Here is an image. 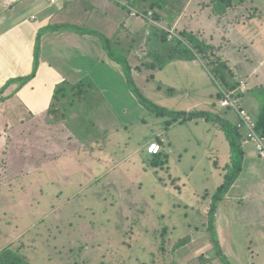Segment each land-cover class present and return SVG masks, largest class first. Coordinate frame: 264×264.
I'll return each instance as SVG.
<instances>
[{
    "label": "rangeland",
    "instance_id": "1",
    "mask_svg": "<svg viewBox=\"0 0 264 264\" xmlns=\"http://www.w3.org/2000/svg\"><path fill=\"white\" fill-rule=\"evenodd\" d=\"M97 1L70 0L64 5L44 0L57 12L52 24L99 34L73 33L72 51L61 48L56 55L57 70L69 81L89 79L98 88L99 80L112 82L122 94L113 96L112 109L128 123L127 129L109 133L91 127V135H85L80 119L87 111L83 104L69 108L68 119L59 124H48L45 115H39L16 125L0 156V251L18 249L34 264H226L218 254V243L230 264H248L255 256L263 260L264 161L260 165L250 158L262 157L250 147L242 178L229 191L232 199L219 204L211 232V198L230 161L225 135L206 120L165 129L169 118L140 103L123 67L110 58L105 40L114 55L131 65L134 87L159 107L224 115L216 94L225 83L212 72L216 64H226L232 80L244 81L249 89L264 86V0H233L223 17L214 14L211 0H183V11L188 9L190 22L203 27L198 37L214 47V56L209 61L177 60L158 70L147 66V43L157 27L167 31L170 26L155 21L150 3L129 7V21L119 22L111 15L121 17L119 6L125 16L122 0ZM147 11L149 18L144 17ZM36 16L38 22L43 18L40 13ZM44 28L31 29L33 68L37 50L40 62L44 61ZM116 75L124 79L122 85L116 83ZM14 95L4 101L10 102ZM238 99L255 119L260 112L255 94L248 90ZM228 117L238 122L232 112ZM149 138L163 142L160 158L165 165H152L154 156L144 149ZM252 192L255 196L248 200ZM189 235L185 246L174 249Z\"/></svg>",
    "mask_w": 264,
    "mask_h": 264
},
{
    "label": "trees",
    "instance_id": "2",
    "mask_svg": "<svg viewBox=\"0 0 264 264\" xmlns=\"http://www.w3.org/2000/svg\"><path fill=\"white\" fill-rule=\"evenodd\" d=\"M233 0H211L213 3L212 9L215 15L218 17H223L228 13L229 8L232 6ZM183 0H156L153 4L150 5L149 9L152 11V16L155 21L161 22L168 21L169 23H174V19L178 18L183 11L182 8ZM139 2L136 3V0H132L129 7L131 6L133 9L138 8ZM127 6V5H126ZM125 6V7H126ZM126 7V9H129ZM129 11V10H127ZM130 12V11H129ZM140 12V11H139ZM144 17L149 18L148 11L144 13ZM61 29H71L79 34L85 35H94L98 36L99 34L94 32L93 30H86L81 27H75L73 25H55L49 24L41 30V33H54L60 31ZM100 38V37H99ZM105 45L107 51L109 52L110 58L123 67L124 74L126 79L128 80L129 86L133 94L138 97L140 103L146 107V109L156 114L157 116H167L169 119L166 121L165 129H169L174 125L182 122H186L188 120H206L207 122L212 123L217 129H219L226 137L227 142L230 145V161L223 167V182L218 187L216 193L211 198V203L208 212V224L209 230L214 232V221L217 215L219 204L225 200L227 194L235 185L237 180L239 179L243 167H244V159L245 152L243 148V144L247 139L242 130L238 128L237 122L234 124L226 115H219L217 113L211 111H170L165 108L159 107L151 100L145 98L141 92L134 87L131 81V65L127 64L125 59L119 58L114 55V51L112 46L109 44V40H105ZM147 66L151 68L162 69L168 63L177 60H195L200 59L203 61H209L210 58L214 56V47L211 46L204 40H201L196 34L193 32L182 31L179 34V37L171 36L169 32L165 31L162 28H156L151 32L149 36V41L147 43ZM209 63V62H207ZM40 64L38 50L35 52V64L31 74L23 77H18L9 80L3 88L0 90V101H4L7 97L2 96L4 92L11 87L12 85L16 86L14 94L23 88L26 84L32 81L38 71ZM208 66L213 65L211 63L207 64ZM215 69V70H214ZM212 70L215 77H218L225 83V87L222 85V90L227 93H232L236 90L240 84L238 81H233V75H231V71L226 64L220 63L216 64ZM229 72V73H227ZM89 79H83L79 82H69L64 81L61 84L57 85L53 97L50 103V106L45 114L40 115L44 116L46 122L48 124H59L62 121L68 119V109L83 104V106L87 109V111H83L81 113V121L85 123L87 133L85 135H91V127L97 128L98 126L95 124L91 115L95 113L98 108L102 107L105 104L106 99L105 96L101 93L99 88ZM255 88V87H254ZM250 90L255 96L258 98L260 102V112L255 118V126L256 133L260 137H264V86L255 88V89H247ZM244 93L238 92L236 93V98H241ZM218 98L222 99V92L218 93ZM82 109H80L81 111ZM228 112H233L231 109H224ZM86 112V113H85ZM233 114L238 116L233 112ZM35 117V116H33ZM89 127V130H88ZM82 135V139L85 137ZM152 140L149 138L147 140ZM146 140V141H147ZM161 145L163 144L158 138L156 139ZM154 140V141H156ZM150 142V143H151ZM91 144V140H90ZM161 151L153 155L154 158L151 160L152 165H165V162L160 158ZM219 167V164L217 165ZM41 168V167H40ZM191 236H187L175 243L174 249H181L185 244H187L190 240ZM216 248L218 250V254L222 260L226 262V264H230L226 258L223 257L221 247L218 243H215ZM203 256L201 260H203ZM0 264H34L31 262L27 256L22 254L20 250L13 249L11 247H6L0 251Z\"/></svg>",
    "mask_w": 264,
    "mask_h": 264
},
{
    "label": "crops",
    "instance_id": "3",
    "mask_svg": "<svg viewBox=\"0 0 264 264\" xmlns=\"http://www.w3.org/2000/svg\"><path fill=\"white\" fill-rule=\"evenodd\" d=\"M56 1L57 3L58 2L63 3L64 5L70 2V0H56ZM155 1L156 0H152V2L151 0H136V3L137 2L139 3L148 2L151 5ZM43 2L44 0H0V90L9 80L18 78V77L27 76L32 71L33 64H32V57H31V53H32V38H31L32 30L31 29L32 27L33 28L38 27L40 29L41 27L44 28L48 26L49 24H52L57 16V12L52 11L53 7L49 4L44 5ZM97 2L99 4H102L105 1L98 0ZM131 2L132 0H122L120 4L122 7L125 8L124 5L128 3H129L128 5H130ZM108 3L111 4L110 2ZM109 4H105V5L109 6ZM128 5L126 7H129ZM23 7H26L27 9L24 8L25 11H22ZM124 8L123 10L125 11V16H123L122 14V8L118 6L117 11L121 15V17L117 18L116 15H111V18L115 21L116 19H118L119 22H122V21L126 22L127 20L129 21L127 9L125 8L126 9L125 10ZM94 9L97 11V8L95 6H94ZM34 11H36V13H40V15L42 14L43 18L41 21L38 22L39 19L36 16V13H34ZM149 11H150L149 13H152L151 10ZM187 11L188 9L187 10L185 9L178 18L174 19L175 22L172 24L166 20L164 21L167 23L166 25L170 26L167 29V32H169L171 36L174 35L176 37H179V34L175 35L177 30L187 31V32H193L197 36L202 37L201 33L203 30V27L202 26L197 27L196 25H193L186 16ZM92 17H94L93 14H91V18ZM34 21L38 22L39 25L37 24L36 26V25L31 24ZM116 23L119 24L118 22ZM73 33H76V35L79 34L69 29L65 31L60 30L54 33L50 32L44 35L43 37L44 40H43V45H42V54L44 56V59H43L44 61L40 62L35 78L32 81H30L28 84H26L23 88L18 90L15 93V95L11 99H9L10 102L4 101L3 103H0V156L3 155L4 151L8 147V141H9L8 136L11 130L16 125L23 123L26 119H29L33 116H39V115L45 114L50 106L56 86L61 84L64 81L71 80V79L67 80L65 78L66 75L64 72L61 71L62 73L61 74L57 70L58 66L56 63H59V61L58 59H56L57 58L56 55L59 54L61 48H66L68 49V51H72L71 46L73 45L72 43L73 40L71 39H76V38H73ZM81 36L90 37V35H81ZM28 51H29V55L27 54ZM62 57L66 58L64 55ZM48 60L50 62H53L54 65L46 64ZM119 66L120 65H118V67ZM122 79L116 75L115 81L117 84L122 85V83H124L123 82L124 79L123 81ZM69 82H73V81H69ZM107 82H110V81L107 79H103V81L100 82L99 80L98 82V84L100 83L99 90L105 96L106 102L105 104H103L102 107L98 108V110L95 113H92L91 117L93 116L92 119L94 120L95 124L99 128H101L102 131H106L110 133L112 131L123 130L124 128L127 129L128 123L124 121L118 113L115 112L114 110L115 108L111 105L113 96L115 98L116 97L118 98L122 94L117 93L119 91L115 90L112 82L110 83H107ZM15 89H16V86L12 85L4 92L2 96L8 97L10 94L14 93ZM237 89L234 90V92L232 93L237 92ZM218 93L216 94V101L220 102L221 99L218 98ZM125 94L126 92L123 95L125 96ZM210 104L214 106V108L216 109V105H217L216 102H212ZM15 109L19 111H16ZM216 113L219 114L218 112ZM229 113L231 112L224 113V115H226V117L229 118L228 117ZM229 119L233 121V119L231 118ZM236 122L237 121H235V124ZM182 123H185V122H182ZM150 141L152 140L150 139L149 143ZM247 141L249 140H246L243 144L245 158H249V157H246V153L250 150V147H251V150H253V153L257 155L258 153H257L256 147H254L255 144L252 142L254 146L253 145L251 146L248 143H246ZM156 143L159 144L162 150L161 143L159 142H156ZM144 149L147 152V148L144 147ZM149 156L152 157L153 155H149ZM258 156L259 155H257V157ZM250 158L254 159L255 162H260V165H263L262 161H264V159L259 157L257 158L258 159L257 160L256 156H253ZM255 168L256 170H258L257 167ZM241 178H242V173L239 179L237 180V182L235 183V185L241 180ZM234 186L232 187V189L234 188ZM253 196H255V194L252 192L251 194L247 196L248 200L250 197H253ZM231 199L232 198H229V193H228L225 200H223L221 203L223 202L227 203ZM235 201L236 200L234 199L232 200V203L234 205H235ZM216 219H217V215H216ZM252 254H255V253L253 252ZM250 261L251 262L248 264H264V259L257 260L256 256L250 259Z\"/></svg>",
    "mask_w": 264,
    "mask_h": 264
},
{
    "label": "built area",
    "instance_id": "4",
    "mask_svg": "<svg viewBox=\"0 0 264 264\" xmlns=\"http://www.w3.org/2000/svg\"><path fill=\"white\" fill-rule=\"evenodd\" d=\"M55 2L56 0H51L52 4ZM132 15H136V12H133ZM247 89L245 83L241 81L235 93H227L221 90L223 98L220 101V107L223 109H231L238 116V128L245 132L247 139L255 144L258 154L264 158V137H260L256 133L255 119L241 106L239 99L235 95L238 92L244 93ZM160 151L161 147L156 142H151L147 146V153L149 155H156Z\"/></svg>",
    "mask_w": 264,
    "mask_h": 264
}]
</instances>
